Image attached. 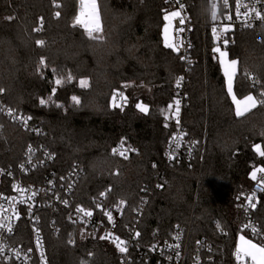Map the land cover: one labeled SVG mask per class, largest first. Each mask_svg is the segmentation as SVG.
<instances>
[{
    "label": "trees",
    "instance_id": "trees-1",
    "mask_svg": "<svg viewBox=\"0 0 264 264\" xmlns=\"http://www.w3.org/2000/svg\"><path fill=\"white\" fill-rule=\"evenodd\" d=\"M183 2L194 23L186 66L180 54L164 45L166 0H97L102 26L98 40L89 38L81 25L74 26L79 0H0L3 100L30 115L41 130L35 137L0 114V166L19 164L29 144L41 143L55 154L54 168L61 173L73 167L83 170L81 200L106 192L110 204L125 201L122 224L136 212L147 186L154 191L139 226L143 244L170 239L182 227L190 233L191 261L197 243L203 242L209 246L201 250L203 264H235L239 196L253 186L251 171L264 165V156L255 150L260 144L264 151V105L235 115L213 48H224L238 60L237 96L259 98L264 91V40L254 31H230L225 48L223 41L214 43L208 26L204 43L199 23L202 2L210 12L208 0ZM41 17L42 30L33 31ZM183 74L184 130L197 145L190 163L168 165L165 152L175 131L170 118L175 113L173 90ZM253 79L259 81L255 86ZM81 80L88 81L86 87ZM114 93L127 98L126 103L115 99L123 110L112 106ZM41 99L49 102L42 105ZM137 103L147 105L148 112L136 108ZM123 138L137 149L129 159L111 152ZM253 216L264 227V195ZM69 228L59 236L46 232L50 264H121L107 241L79 238L70 245Z\"/></svg>",
    "mask_w": 264,
    "mask_h": 264
},
{
    "label": "built area",
    "instance_id": "built-area-1",
    "mask_svg": "<svg viewBox=\"0 0 264 264\" xmlns=\"http://www.w3.org/2000/svg\"><path fill=\"white\" fill-rule=\"evenodd\" d=\"M166 3L169 12L177 10L179 7L176 0H166ZM253 3L254 0H241V13L246 9H251ZM212 4L217 5V21L215 22L211 19L210 14ZM208 5L210 12L206 13L202 2L201 21L199 23L203 32L204 43L208 26L215 44L222 42L228 32L235 30L254 31L258 40H264V21L255 19V14L250 13L252 27H246L241 22L243 17L241 20L236 19V0H229L228 8H225L223 0H208ZM255 8L264 14V0L256 3ZM229 13L232 15V21L224 19V16ZM182 16L185 18V24L182 26L185 30L174 32L173 35L174 42L178 47L176 52L184 57L183 62L186 66L193 41L194 23L187 12L186 6L182 10ZM173 23L175 28L181 27L179 18H176ZM229 23L232 25V29L227 33H223V25ZM214 24L217 27L215 37L212 32ZM186 71L187 68L185 67L184 72ZM181 77L182 79H180ZM181 77L179 78V86H177L176 81L173 90L174 101L180 100V111L178 115L179 124H177L176 112L170 117L175 125V131L169 138L165 152V162L168 165L190 163L195 155V146L197 145L196 141L186 137L184 130L187 79L185 74ZM119 98L120 95H117L116 100ZM9 108L3 100L2 92H0V109H2L0 114L35 137L39 136L41 130L32 119L28 120L27 125H25L22 119H14L8 115L7 110ZM10 109L13 110L15 116L22 118L30 116L13 108ZM121 140L124 141L123 145H121ZM121 140L112 147L111 152L116 157L129 159L137 152V149L135 146L128 144L124 138ZM30 147L31 151H29ZM113 149L117 150L116 154L113 153ZM125 149H127L125 152L127 158L119 155V152ZM55 161V154L41 143L36 142L27 146L19 164L0 166V170H2L0 171V216L4 218V227L0 228V249H2L0 251V264H50L47 256L45 234L49 231L54 236H59L67 227H70L68 230V243L70 240L73 241V243H69L72 246L78 242L79 238L98 240L106 233H111L112 237H120L121 240L126 242L128 248L126 253H121L117 249L113 238L101 240L107 241L114 247L119 254L121 264H133L134 262L143 261L154 264H203L201 250L209 246L203 242L197 243V249L191 261L190 233L186 234L182 227H177L172 237L162 242L154 241L143 244L141 234L138 237L135 236L136 232L140 233L139 226L154 190L147 186L142 188L136 212L128 222L122 224L127 217V204L108 203V193L106 192H102L105 193L104 196H101L100 193L84 202L80 199L78 192V186L84 173L83 170L80 167H73L67 172L61 173L54 168ZM261 177H264V172H259L253 186L239 196V207L242 216L238 228L239 233H244L249 239L264 246V227L253 216L261 196L264 195V191L260 190L264 188V184L258 186ZM13 185L17 187L14 188ZM253 193H255V196L252 195ZM249 197H252L251 202L248 199ZM250 203L255 204V207H251ZM97 205H100V207H97ZM78 207L91 211L93 215L85 216L83 212H77ZM105 211L112 214V222H109L108 217L104 214ZM8 224L12 225V232L7 231ZM253 227L257 230L258 235L256 236H253ZM177 236H179V239H176ZM177 244L179 247H175ZM28 249H32V251L29 252ZM17 252H19V255H17ZM41 253H43V260L41 259ZM233 261L235 264H252L250 258L237 261L236 248L233 251Z\"/></svg>",
    "mask_w": 264,
    "mask_h": 264
},
{
    "label": "snow or ice",
    "instance_id": "snow-or-ice-1",
    "mask_svg": "<svg viewBox=\"0 0 264 264\" xmlns=\"http://www.w3.org/2000/svg\"><path fill=\"white\" fill-rule=\"evenodd\" d=\"M55 2V0H54ZM80 2V12L79 14L74 18V26L75 25H81L86 34L89 36V38L91 39H102L101 36L99 35H94V33H100L102 31L101 29V23H100V15H99V10H98V5H97V0H79ZM176 3L178 4V9L177 10H173V11H168V10H164V15H163V20L165 21L164 26H163V37H164V45L166 48H170L173 49L174 51H178V47L177 44L174 42V32H183L185 29L184 27H182L185 24V18L182 16V10L185 9V4L182 2V0H176ZM256 3H260V0H254L253 3V7L251 9H246L243 13H241L240 8H241V0H236V19L237 20H241V18L243 17V19L241 20V22L246 26V27H252V23L250 22V13H254L255 14V19H259L261 21H264V14H262V12L260 10H257L255 8V4ZM223 4L225 6V8L229 7V0H223ZM56 7H59V5H56ZM211 19L215 22L217 21V5L216 4H212L211 6ZM55 16L59 17L60 16V12L57 11L55 12ZM179 18V23L181 25V27L179 28H175L173 21ZM8 20H12L13 17H7ZM225 20L228 21H232V15L226 14L224 16ZM39 27H36L33 29V31H41L42 30V25H43V18L41 17L39 20ZM232 29V25L226 24L223 25L222 27V32L223 33H227L228 31H230ZM191 30V29H189ZM212 32L214 37L216 36L217 33V27L214 26L212 27ZM37 45H44V41L43 40H37L36 41ZM223 44L225 46V48L228 45V40L224 39L223 40ZM213 52L214 53H219V64L223 69V77L225 79V86H226V90H227V95H229L231 97L232 103L236 106L235 107V115L237 117H242L245 115V113L250 112L252 109L256 108L257 105H264V91H261L259 94V98H257L256 96L252 95V94H248L246 96L243 97L242 100L237 99V96L234 92V82L237 78V70H238V60L237 59H229V53L227 51H222L220 47H214L213 48ZM181 59H184V57H181ZM41 64H44V58H41L40 61ZM53 71H55V69H53ZM245 78H250L248 73H245ZM72 77L71 75L68 76V80H71ZM182 79V77L180 78ZM180 79L177 80V86H179L180 83ZM62 83V78L57 79L56 80V84L59 85ZM256 83H259L258 80L253 79V86H255ZM80 84L82 87H86L88 84L87 80H81ZM264 87V86H262ZM4 89H0V92H3ZM53 94L55 93L56 89L53 88ZM120 95L121 99L124 101V103L127 102V98L123 96L122 93H114L113 94V107H120L121 110H123V105L120 104H116L115 103V99L116 96ZM51 98H49L50 100ZM72 101L75 104H79L80 100L78 97L73 96ZM49 101H46L44 99L40 100V104L44 105L46 103H48ZM175 112H176V116H177V124H179V119H178V115H179V111H180V100H175ZM57 107H60V105H57ZM169 108L172 107V105H168ZM136 108H138L141 112L147 113L148 112V106L143 104V103H137L136 104ZM2 110V109H0ZM8 115L12 116L14 119H22L23 123L25 125H27V121L32 119V117H27V118H22L19 116H15L13 114V110L12 109H8ZM167 119V117H166ZM167 126V125H165ZM175 138V137H174ZM124 141L121 140V145H123ZM255 150L259 153L260 156H264V151L260 150V145H256L255 146ZM29 151H31V147L29 148ZM127 151V149L120 151L119 155L124 156L125 158H127V156H125V152ZM134 151V150H133ZM117 150L113 149V153L116 154ZM155 167V165H153ZM23 167V166H22ZM2 171V170H0ZM257 172H264V168H258L254 171L251 172V178L253 180L257 179ZM10 175V173H9ZM259 184H264V177L260 178V181L258 182V186ZM13 187H17L16 185H13ZM159 187V186H158ZM261 191H264V188L260 189ZM110 191V189H109ZM33 195H35V193H33ZM101 196H104L105 193H101ZM253 196H255V193L252 194ZM14 199V198H12ZM249 201L251 202L252 197L248 198ZM65 203H67L65 201ZM125 201L121 200L120 204H124ZM251 207H255V204H251ZM97 207H100V205H97ZM77 212H83L85 216H92L93 213L91 211H86L83 208L78 207L77 208ZM107 217L109 222H112L113 217L112 214L110 212L105 211L104 213ZM38 219V218H37ZM219 227V225H217ZM4 227V218L2 216H0V228ZM247 227V226H246ZM7 231L8 232H12L13 228L11 224H8L7 226ZM252 233L253 236L258 235L257 230L255 227L252 228ZM39 235L38 231H37V236ZM140 235L139 232L135 233V236L138 237ZM109 238H113L114 241L116 242V247L117 249L121 252V253H126L128 251V248L126 246V242L124 240H121L120 237H112L111 233H106L104 236H101L100 239H109ZM176 239H179V236L176 237ZM69 243H73V241H69ZM38 246H39V241H38ZM175 247H179V245H175ZM0 251H2V249H0ZM29 252L32 251V249H28ZM17 255H19V252H17ZM91 255V254H90ZM177 255H179V253H177ZM244 258H250L252 264H264V246H261L260 244L257 243H253L252 240L250 239H246L244 236L240 237V243L238 244L237 248H236V259L237 261H241ZM25 259H27V257H25ZM41 259L43 260V253H41ZM82 264H86V262L82 261Z\"/></svg>",
    "mask_w": 264,
    "mask_h": 264
},
{
    "label": "rangeland",
    "instance_id": "rangeland-1",
    "mask_svg": "<svg viewBox=\"0 0 264 264\" xmlns=\"http://www.w3.org/2000/svg\"><path fill=\"white\" fill-rule=\"evenodd\" d=\"M79 7H80V4H79ZM79 13V12H78ZM78 15V14H77ZM101 29H102V26H101ZM99 33H94V35H98ZM221 50L222 51H227L226 49H224V48H221ZM228 52V51H227ZM229 53V52H228ZM218 57H219V53H218ZM229 59H232V58H230V56L228 57ZM221 70H222V72H223V69H222V67H221ZM238 70H239V63H238ZM238 70H237V73H238ZM234 92H235V90H234ZM235 94H236V92H235ZM236 96H237V94H236ZM237 99H240V100H242L243 99V97L242 98H240V97H238L237 96ZM236 107V106H235ZM257 145H260V144H257ZM260 150L261 151H263V148H262V146L260 145ZM257 152V151H256ZM258 153V152H257ZM259 154V153H258ZM258 168H264V166L263 165H258V166H256L252 171H254V170H256V169H258ZM251 171V172H252ZM258 174H259V172H257V176H258ZM255 181V180H254ZM241 236H244L246 239H249L244 233H242V232H240L239 234H238V239H237V244H239L240 243V237ZM251 240V239H250ZM252 242L253 243H257V242H255V241H253L252 240ZM258 244V243H257ZM262 246V245H261Z\"/></svg>",
    "mask_w": 264,
    "mask_h": 264
},
{
    "label": "crops",
    "instance_id": "crops-1",
    "mask_svg": "<svg viewBox=\"0 0 264 264\" xmlns=\"http://www.w3.org/2000/svg\"><path fill=\"white\" fill-rule=\"evenodd\" d=\"M238 244L236 245V248H237Z\"/></svg>",
    "mask_w": 264,
    "mask_h": 264
}]
</instances>
